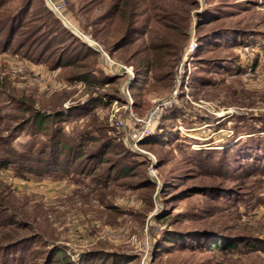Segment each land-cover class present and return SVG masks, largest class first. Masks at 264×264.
Returning <instances> with one entry per match:
<instances>
[{
  "label": "rangeland",
  "instance_id": "obj_1",
  "mask_svg": "<svg viewBox=\"0 0 264 264\" xmlns=\"http://www.w3.org/2000/svg\"><path fill=\"white\" fill-rule=\"evenodd\" d=\"M52 1L64 20L0 0V158L51 169L68 162L52 138L84 150L67 174L0 167L3 259L264 264V0H124L112 48L116 0ZM172 97L136 143L133 117Z\"/></svg>",
  "mask_w": 264,
  "mask_h": 264
},
{
  "label": "trees",
  "instance_id": "obj_2",
  "mask_svg": "<svg viewBox=\"0 0 264 264\" xmlns=\"http://www.w3.org/2000/svg\"><path fill=\"white\" fill-rule=\"evenodd\" d=\"M125 4H126V2H124V0H116L115 4L112 6L113 12L108 13L105 16V18H103L104 21H112V19H114L115 17H118L121 20V24H122L123 29H125L124 35L120 39L115 40V42L112 44L111 48L117 46V44L120 42V40L127 37L128 33H130V31L132 29V24H131L130 19L133 17L134 14H132V12H126L127 15H124L122 10L124 11ZM96 36H97V34L93 35V37H96ZM113 37H114V34L109 33V34H107L106 38L109 39V38H113ZM103 43H106L105 39L103 40ZM82 47H85V45L82 44ZM161 48H165V47L158 45L156 47V50L160 51ZM92 53H93V51L87 50V51H85L84 54L78 53L76 56L73 57V59H75V57H79V58L81 57L80 59H82L83 55L84 56L89 55V54L91 55ZM145 64L143 65V68L148 69V64L147 63H145ZM136 75H137V78L134 77L133 82H136L135 79H138L139 78L138 76H141L139 74H136ZM108 77H110L111 79H114V80L115 79L116 80L121 79V77H119V76L109 75ZM80 78H81V81H83V82L88 81V77L86 75H82V76H80ZM97 82H99V80ZM131 88L133 89V83H132V85H130V88H129L130 91L132 90ZM48 118H49V116L38 115L36 118V121H38L36 124V127H39L42 129L43 124L41 122H44ZM51 141H52V143H54V145H53V147L55 148L54 154L58 156L56 158V163L59 164L60 162H62V158L64 156L67 157V159H68V162L64 160L65 163H63V162L61 163V164H63V166L57 167V165H56L54 168H51V169H49V168L43 169L40 167L31 169L27 166L26 163L23 164L22 161L17 160L16 158H18L19 154H17V152H14V150H12L13 154L8 155V156L6 155V156H3L0 158V167L14 169L19 173L20 176H22L23 174H26V173L33 174V175L35 173L43 175V173H45V172L56 173L58 171H60L61 173L67 174L69 172V170L71 169L70 164H72L73 161L75 162V161H78L79 159L81 160L82 155H83L82 151L84 150L83 145L80 142V143L74 145V147H73L74 149H72V147L67 146V144L61 143L60 141H56V138H52ZM53 147H51L50 149L49 148H42V149H39V151H37V152L34 150H31V148H29V150L27 151V157L30 158L31 154H36L38 156V158L45 161L46 159H49L47 157L50 156L49 154L53 151L52 150ZM66 151H67V153H65ZM46 154H47V156H46ZM86 157H88V156H85L84 159ZM27 161H29V160H27ZM42 170H45V171L41 172ZM0 251H1V253H0V264H10L7 262V260L3 259V257H2L3 250H0Z\"/></svg>",
  "mask_w": 264,
  "mask_h": 264
},
{
  "label": "built area",
  "instance_id": "obj_3",
  "mask_svg": "<svg viewBox=\"0 0 264 264\" xmlns=\"http://www.w3.org/2000/svg\"><path fill=\"white\" fill-rule=\"evenodd\" d=\"M47 1V4L49 6V8L53 11V13H55L59 19L61 20H64L63 16L61 15V12L63 10V4L61 2H53L52 0H46ZM95 51L96 48H94ZM103 56H105L107 58V60L109 59L107 57L106 54L103 53ZM126 72V74H128V80H131L133 78V74L132 72L127 69V68H123ZM174 104V97L170 98L169 100L167 101H164V102H160V104H158L152 112H150V114L148 116H146L145 118H142V119H137V118H134L133 115L130 113L129 115H131V117H133L134 119V124L139 126V129H138V134H137V137H136V143H138V141H140L141 139H145L147 138V136L149 134H151L153 128H154V125H156V120H155V116L156 114H158V111L161 109H167V108H171V106ZM115 125L117 127H120L122 125L121 122H116ZM135 143V144H136ZM136 148V146H135ZM137 150V149H136ZM139 151V150H137ZM156 180V176L155 174H151L150 176V181L153 182Z\"/></svg>",
  "mask_w": 264,
  "mask_h": 264
},
{
  "label": "water",
  "instance_id": "obj_4",
  "mask_svg": "<svg viewBox=\"0 0 264 264\" xmlns=\"http://www.w3.org/2000/svg\"><path fill=\"white\" fill-rule=\"evenodd\" d=\"M72 32V30H71ZM73 33V32H72ZM76 37H78L81 41L85 42L84 40H82L80 37H79V34L78 33H73ZM78 34V35H77Z\"/></svg>",
  "mask_w": 264,
  "mask_h": 264
}]
</instances>
